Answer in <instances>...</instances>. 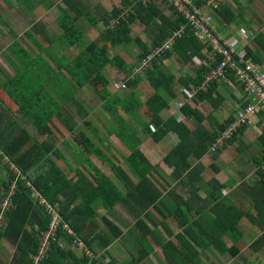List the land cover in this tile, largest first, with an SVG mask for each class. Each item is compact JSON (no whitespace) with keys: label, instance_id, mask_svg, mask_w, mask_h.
I'll list each match as a JSON object with an SVG mask.
<instances>
[{"label":"trees","instance_id":"obj_1","mask_svg":"<svg viewBox=\"0 0 264 264\" xmlns=\"http://www.w3.org/2000/svg\"><path fill=\"white\" fill-rule=\"evenodd\" d=\"M62 1L66 7L60 9V13L55 17L60 29L59 35L44 37V40H48V45L33 41L37 50L35 54L26 51L18 42H13L9 50L20 64L6 55L7 61L13 66L14 74L9 76L1 70L6 75L4 78L6 80L0 82V104L5 108L0 110V166L9 173V179L1 181L3 193L0 201L7 194L11 184H14V187L10 206L3 213L0 239L7 240L14 247L11 263L31 264V257L35 254L41 235L50 222V215L38 202L37 197L32 195V189L48 203L57 204L61 218L53 237L49 239L47 253L40 264L87 262L88 257L74 250L73 239L81 240L90 249L93 253L91 264H96L98 257L95 247L98 245L99 248H106L121 233L114 223L99 213L97 207L109 211L117 204L124 205L137 216L134 226L139 230L140 237L154 238L172 264H208L207 257L206 255L203 257L202 252L210 250L237 256L239 249L236 243L243 237L240 218L249 217L248 211L220 195V189L225 183L209 179L207 184L210 185V190L204 196L199 194L200 186L195 185L204 170L200 159L208 152L219 133L235 117V113L228 115L217 125V129L211 131L203 125L206 116L199 109V103L207 101L213 107H217L223 102L224 97L218 91L219 81H208L205 88H198L189 101H185L179 108V112L185 117L195 118L197 124L194 127L190 128L174 115L162 118L159 114L168 107L169 100L177 97L173 75L163 66V59L175 54L184 63L190 62L195 55L206 60L204 49L210 51L211 47L194 35L184 16L168 3L166 9L172 16L166 14L162 6L163 0L156 4L153 2V6L142 0H119L118 5L100 15L104 27L99 37L81 44L84 34L77 24V15L84 16L93 26L97 25L98 21L83 0ZM193 1L200 4L203 0ZM228 4L224 1L216 10L218 15L227 21L234 17ZM93 5L100 7L98 0ZM69 10L73 11L74 15L69 13ZM111 19L116 21L113 27L110 26ZM135 23L143 26L149 42L132 33ZM180 27H183V32L175 37L171 49L152 58L141 70L144 79L153 89L146 101L154 112L145 122L136 114L127 97L109 91L108 81L102 72L106 66H114L123 72L128 87L136 86L142 78L135 73L131 78L132 71L128 63L119 54L110 53L108 49L135 44L139 47L137 56L141 60L153 46L161 44ZM57 40L67 48L82 46L80 57L78 55L71 60L64 54H55L49 45ZM245 58L257 62L247 47ZM220 59L218 54L214 55V60L210 64L201 63L195 67L193 75H180L179 83L184 86L200 85L210 66L215 65ZM226 80L238 84L231 70H227ZM87 84L94 89L97 84L102 85L96 93L101 99L102 109L116 123L112 131L130 151L127 161L136 176L135 181L125 169L111 162L102 151L104 139L87 119L88 112L76 97L78 90ZM247 102L245 95L241 106L244 107ZM118 108L133 118L142 131L154 140V148L171 169L170 175L183 186H187L186 197L170 188L166 193L172 197L173 203L169 205L163 198L161 191L149 177L150 173L157 172V169L137 148V144L132 143L122 131V125L126 120L119 114ZM15 111L39 135L45 134L51 139H54L53 118L59 119L72 129L73 125L69 118L73 111L98 139L96 143L86 133L79 131L78 142L84 151L109 164L117 183L88 157L83 159L82 165L80 164L82 168L73 167L54 145L53 140L39 139L24 124L21 125L15 117ZM256 115L264 119L263 111ZM246 125L247 123L238 127L225 142L236 139L238 134L241 135ZM169 132L174 135L176 142L166 148L168 141L164 140V137ZM258 138L261 139L263 146L262 154L253 156L256 180L240 192L252 201L255 209L254 217L250 216L249 219L261 232L249 243V247L260 255L259 251L264 253V122ZM49 154L63 162L68 172L65 173L56 161L50 159ZM191 158L197 159L193 165L190 164ZM11 165L15 172H12ZM211 166L217 170L216 166ZM160 205L169 210L168 215L173 214L178 220L181 230L176 234L177 243L171 240L159 241L153 229L140 218L142 213L148 216L149 208L158 211L162 217V226L169 235H172L166 222L167 215L159 209ZM138 207L141 209L137 210ZM96 218L102 222V227ZM149 221L156 225L151 216ZM63 224H66L72 233L68 234L62 227ZM148 254L149 248L141 244L137 256H132L127 264H140ZM231 264H264V261H259L257 256L253 259L242 258L241 262L234 261Z\"/></svg>","mask_w":264,"mask_h":264},{"label":"rangeland","instance_id":"obj_2","mask_svg":"<svg viewBox=\"0 0 264 264\" xmlns=\"http://www.w3.org/2000/svg\"><path fill=\"white\" fill-rule=\"evenodd\" d=\"M16 1L18 0H0V14H3V16L6 17V22L11 23V26L16 23L19 25V27H22L26 24L25 22L29 20V17H25L24 20L14 17V14L17 13V10H19V6L18 8H16V10H14ZM55 1L57 2V5H55L51 10H49V13H39V15L41 16H39L40 20L37 21V23L42 21L46 24V27L44 28L45 34L34 33L32 35V39L38 38L40 40H44V37L48 35H55V37L59 35L60 29L56 24L54 18L60 13V9L65 8L66 5L62 0ZM142 1L146 4H150L151 6L154 5L152 4L153 2L155 4L160 2L159 0ZM95 2L96 0L84 1L86 7L97 19V25L93 26L84 16L79 14L77 15V24L84 34V37L81 40V44L82 42L86 44L88 41L99 37V34L104 27L100 15L104 12L109 11L113 6L119 4V0H98V4L100 5V7L98 8V6L93 5V3ZM163 2L164 3H162V6L165 9V13L172 16L171 12L166 9V1L163 0ZM25 7L26 6L20 7L23 13H25V15L27 16H32V18L35 19L36 16L34 14L29 15V9L33 8V3L27 5V10H23ZM68 12L74 15L73 11L69 10ZM212 12L213 11H211V14L214 20V14L216 13V11L213 13ZM4 25L5 24L0 20V26L2 28H5ZM18 25H16L15 27H18ZM234 25L236 28L238 27V24L236 22H234ZM33 26H35V24ZM132 31L133 34L138 35L144 41L149 42V37L143 31V26H141L140 24L135 23ZM247 34L249 35L246 37ZM237 36L243 39L247 46L249 42L255 38V32L245 26H242L237 29ZM12 38L13 36L9 33L0 36V49H3V51L1 50V52H4L16 63L20 64L18 62V59H16V57L13 55V52L10 51L9 48H6L7 39ZM25 38L26 37L24 35H21L17 36L16 39L24 41V46L29 47L30 44L26 41L27 38L26 40ZM49 48L55 54H64L71 60L74 59L75 56L79 55L80 57L82 53L81 50L83 49L82 46H73L67 48L60 40L54 41V43L49 45ZM31 49L33 50L31 54H34L35 50L32 47ZM108 50L110 51V53L119 54L128 63V66L130 67L129 69H131L132 71V74L130 75L131 78H133L135 74L140 75L142 78V80L140 79L136 86L128 87L126 85V77L123 72L119 71L114 66H106L105 68H103L102 72L108 81L107 87L109 91L111 93H117L121 97H127L129 99V102H131V104L133 105V108L135 109L136 114L140 117V119L145 122L148 121L150 119L151 113L154 112V109L149 107L146 98L153 92V89L144 79L143 71L138 69L135 74L133 72L135 71L133 67L139 65L138 62L140 59L137 56L139 53V47L135 44H129L125 46H118L115 48L109 47ZM1 52L0 66L2 68H0V82L6 80L4 79L6 78V75L3 72H5L9 76L14 74V69L10 67L9 63L4 59L3 53ZM205 57L206 60L195 55L192 60L188 63H184L175 54L163 59V66L167 70H169L173 75L174 89L177 91V97L169 100L170 102L168 107L159 112L162 118H166L169 115H174L178 120L184 122L190 128L194 127L197 124L195 118H188L182 115L179 112V108L175 104L177 101L183 100L182 96L180 95V92L178 91V86L181 85L178 81V77L180 75L185 74L193 75L194 68L198 67L201 63L210 64L212 59L209 58L208 55H206ZM1 70H3V72ZM122 84H125V87L121 86ZM101 88V84H97L95 89L89 84L84 85L82 88H80V90H78L76 97L80 101L84 109L88 112L87 119L92 123V125L97 128L99 135L102 136L104 139V143L102 144L103 153L110 159L111 162L121 166L123 169L126 170L129 175L132 176V179L136 180L135 174L127 161V157L130 154V151L112 131L113 127H116V123L107 115V113L101 107V99L96 93V90H100ZM218 91L222 94L224 100L217 107H213L207 101L199 103V109L206 116L203 121V125L206 126L207 129L210 131L217 129V125L223 122V120L226 119L228 115H231L235 113L239 108H242L241 102L245 97L244 88L239 83L237 84L227 80L219 81ZM4 109L5 108L0 104V110ZM118 112L126 120L125 123L122 125V131L125 133V135L129 137L132 143L137 144V148L143 153V155H145L148 161L155 166L156 169L161 170L164 173L167 172L166 175L168 176V180H170L171 182L174 181L172 182V184H176L177 188L181 187V184L179 182L176 183L175 179H173L170 173H168L169 166L166 165V162L163 160L162 155L159 154L160 157L158 156L156 149H154V140L148 135H146L142 131L141 127L133 120V118L129 117L127 113H125L122 109L118 108ZM15 117L16 119H18V122L21 125L24 124V126H26V128L36 137H39V139L42 138L49 139L51 141L53 140L54 145L60 149L64 157L70 162L73 167L82 168L81 163H83V159L88 157L94 165H96L110 179L114 180L117 183L116 177L113 174L109 164L106 163L103 159L96 158L93 154L84 151L82 145L78 142L79 131H83L84 133H86L96 143L98 142V139L93 134L92 130L89 129L83 123L82 119L73 111L71 112V116L69 118L70 123L73 125L72 129H69L65 125V123H63L59 119L53 118L52 128L54 132V139L47 137V135L45 134L39 135V133H37L35 129L29 123H27L17 111H15ZM249 118L251 121L255 120L252 121L253 124L255 122H258L260 124V130H262V123L264 122L263 118H260L258 115H250ZM21 119H23L24 121ZM248 129L251 130V132L248 131L245 136H240L238 134L236 139L223 143V145L218 150H216L215 153L207 152L205 153L204 158L202 157V159H200L201 162L205 164L204 170L201 172V175L203 177L202 181L204 182L203 184L201 183L199 193H202L204 195L206 194V188H210V185L207 184V179H209L211 176H214L215 172H217V170H214L212 166H210V163H212L218 167V170H222L226 173L227 182L232 181L234 183H237V194L233 196V203L242 206L243 210L248 211L249 215L254 217L255 209L252 206V201H250L249 198L245 197L240 191L241 189L246 188L247 185L254 183L256 180V174L254 172L256 164L253 161V156L260 155L261 147L263 146V144H261V139L258 138L261 132L259 133L258 130L254 128ZM168 134L172 135L171 132H169ZM169 138H171L172 140V136L168 137V143L165 142L166 148H168V145L170 146ZM48 156L50 159L56 161L60 168L65 171V173L68 172L67 166H65V164L61 162L57 157H55L53 154H49ZM80 159H82L81 162ZM196 161L197 159L191 158L190 164L193 165L196 163ZM11 168L13 169L12 172L16 171L12 165ZM69 174L70 173H68V175ZM156 174L157 173L152 172L149 175V177H151L150 179L155 184L158 180H161ZM8 179L9 173L4 168H2V166H0V197L3 193L1 181H6ZM166 190L167 188L164 187V190L161 191V193L163 195V198L168 202L169 205H171V203H173L172 197L166 193ZM182 193V195L186 197V190H184ZM161 208L163 209V212L167 215L166 222L173 233L171 236H168L166 234L167 231H165L160 221L162 217L154 209H150L148 214L156 222V225H153L148 218H146V220L150 225L155 226L154 232H156V238L159 237L162 240H160L161 242L171 240L174 243H177L178 238L176 237V234L181 230L179 227L178 220L173 214L168 215L169 210L166 209V207L162 206ZM104 214L112 223H114L121 230L120 235L116 238L115 241H113L115 251L116 253H118V255H115L114 260L117 261L118 259H121L124 262L130 259V257L132 256H137V252L135 251V248L132 249V246L140 240L142 242L141 244H143L144 246L149 244V247L151 246L154 249V251H152V259L148 257L150 260H148V258L144 259L142 264H172V262H170V259L167 258L165 253L163 252L162 247H158L156 245L154 239L148 236L144 238L140 237L141 234L139 230L134 226V222L137 217L131 211H129L127 207L122 204H117L111 210L106 211ZM249 217L242 216L240 218L243 237L239 239L236 243L239 249V254L234 257L228 253L219 254L215 250L203 251L202 256H207L206 260L208 264H231L234 261L241 262L242 258L253 259L257 258V256L259 261H264V253L262 251H259L260 255H258L253 251L252 248L249 247V243L253 239H255V237L258 236L261 232L259 228L253 224ZM96 220L98 221L99 226L102 227V222H100L97 218ZM131 226L133 228L132 232L130 231ZM224 240L228 244H230V241L226 237H224ZM98 249L99 246L97 245L95 247V250L98 251ZM13 250L14 247L11 243H9L5 239H0V264H13L11 263ZM162 258H164V260H162ZM101 259L103 263L102 261H97L96 264H109L111 258L104 256V258L101 257ZM111 264H115V262H113L112 260Z\"/></svg>","mask_w":264,"mask_h":264},{"label":"built area","instance_id":"obj_3","mask_svg":"<svg viewBox=\"0 0 264 264\" xmlns=\"http://www.w3.org/2000/svg\"><path fill=\"white\" fill-rule=\"evenodd\" d=\"M165 1L184 16L186 23L191 26L194 35L200 41L205 42L211 47L210 51L204 49V54L212 59L211 62L214 60V55L218 54L221 57L220 61L210 66L200 85L190 84L189 86H178V91L183 100L175 103L177 107L180 108L185 101H189L198 88H205L208 81L226 80L227 70H231L234 79L244 88L245 95L248 99L247 104L235 112L234 119L211 143L208 152L212 153L218 150L238 127L242 124L249 123L250 115H256L259 111L264 112V68L260 63L245 58L246 43L243 39L238 36L222 37L215 31L211 11L215 12L222 2L229 0H203L200 4H196L193 0ZM115 22V20L111 19L110 26L113 27ZM182 32L183 27H180L165 38L161 44L153 46L147 55L140 60L139 65L134 67L135 71L133 72L136 73L138 69L143 70L152 58L161 55L166 50H170L175 37L179 36ZM248 35L249 34H247L246 37ZM121 86L125 87V84ZM13 187L14 184H11L7 194L0 201V227L3 213L10 206ZM32 195L37 197L38 202L44 206L47 213L50 215L48 227L42 233L37 250L31 257V264H40L41 259H43L47 253L49 239L53 237L60 224L61 218L58 213L57 204L52 205L48 203L43 197H40L34 189H32ZM62 227L66 229L68 234L72 233V230L66 224H63ZM72 244L76 252L89 258L84 264H91L90 260L93 258V253L90 249L79 239H73Z\"/></svg>","mask_w":264,"mask_h":264},{"label":"crops","instance_id":"obj_4","mask_svg":"<svg viewBox=\"0 0 264 264\" xmlns=\"http://www.w3.org/2000/svg\"><path fill=\"white\" fill-rule=\"evenodd\" d=\"M30 1L29 0H18V1L15 2L14 10H16V8H18V6H19V10H17V13L14 14V17H17V18H19L21 20H24L25 17H29V20L25 22L26 23L25 25L22 24L23 25L22 27L21 26L19 27V25L16 24V23H14L13 26H11V23L6 22V17H4L3 14H0V20L5 24L4 25L5 28H2L0 26V36L5 35L6 33H9L10 35L13 36L12 39H7L6 48L10 49V45L13 44V42H18L29 53H32V51H33L31 49V47L35 50V53H36L37 50L35 49L36 47L34 46L33 41L38 42V43L43 44V45H48V40H40L38 38L32 39V35L34 33L45 34L44 33V28L46 27V24L44 22H42V21L37 23V21L40 20L39 16H41V15H39V13H42V12H44L43 14L49 13V10H51L55 5H57V2L55 0H30ZM225 2L229 3L228 5L231 7V10H232V12L234 14V17L231 20L227 21L223 17L219 16L218 13L216 12L214 14L215 31L219 35H221L222 37L223 36L224 37L237 36V29L242 27V26H245L248 29H251L252 31H254L255 32V38L252 39L246 47H247V50L249 49L252 52V54L254 55V57L257 60V62L260 63L262 65V67L264 68V0H229V1H225ZM30 3H33V8L29 9L30 10L29 11V15L34 14L36 16L35 19H33L32 16L25 15V13H23V11L20 8V7L26 6L23 10H27V5H29ZM215 21H216V23H215ZM234 22H236L238 24L237 28L235 27ZM34 24H35V26H33ZM16 25H18V27H15ZM21 35H24L27 38V40H26V38H25V40L30 44L29 47L24 46V44H23L24 41H20V40L16 39L17 36H21ZM1 50L3 51V49H0V52H1ZM1 53H3V57L7 61V59H6V55L7 54H5L4 52H1ZM8 58H10V57H8ZM9 65H10L11 68H13L12 64L9 63ZM0 68H2V67L0 66ZM250 121L246 125L245 130L242 132V134L240 136H245V134H247L248 131L251 132V130H249L248 128H250V129L254 128V129H257L259 133L261 132V130L259 128L260 124L258 122H255L253 124L252 121H255V120H252L251 122ZM170 136H172V140H171V138H169L170 144H174L176 142V140L173 137L174 136L173 134L172 135L166 134L165 137H164V140L165 139L168 140V137H170ZM261 154L262 153H260V155ZM158 156L160 157L159 153H158ZM203 158H204V156H203ZM166 165H168V164L166 163ZM211 165H214V164L210 163V166ZM168 169H169L168 173H170V171H171L170 167ZM216 169H217V172H215L214 176H211L209 179L213 178V179L217 180L219 183H225V186L222 189H220V195L222 197L228 198V200L229 199L233 200V196L235 194H237V192H236L237 183H234L232 181L227 182L226 173L224 171H222V170H218L217 166H216ZM155 173H157L156 175L161 179V180L157 181V183H156L157 185L154 183L158 187V189L160 191H163L164 187H166L167 188L166 192L170 188L174 189L176 192H179L180 194H183L182 192L184 190H186V192H187V186H183L180 183L181 187L177 188L176 184H172V182H174V181L171 182L170 180H168V176L166 175L167 172L164 173L161 170L157 169V172H155ZM130 177L132 178L131 175H130ZM209 179H207V181ZM202 180H203V177L200 174V180L195 182V185L201 187V183L203 184V182H204ZM175 182L177 183L179 181L175 179ZM206 190H207L206 192H209L210 188L207 187ZM199 194L201 196L202 195L204 196V194H202V193H199ZM161 207L162 206H160L159 209H161V211H163V209ZM140 209L141 208L138 207L137 210H140ZM150 209H152V208H149L148 212H149ZM97 210L99 211L100 214H104L106 212V210L103 209L102 207H97ZM156 212H158V211H156ZM140 218L143 219L144 222L147 225H149L153 229V232H154L155 226L150 225L147 222V220H146V218L149 219V214H148V216H146V215H144L142 213V214H140ZM153 225H155V224H153ZM130 231L131 232L133 231L132 226L130 227ZM155 233L156 232H154V234ZM166 234L168 236H171L168 233H166ZM148 237H150V236H148ZM148 237H147V241H148ZM152 239H154V238H152ZM115 240L116 239H114L113 241H115ZM158 240L160 241L161 239L159 238ZM113 241L106 248H99L98 249V251L100 250L99 251V255H98V251H96L97 252L96 256L98 257L97 260L98 261H102L101 257L104 258V256H106V257L111 258L109 264H111L112 260H113V262H115V264H127L129 262V260L131 259V257H130V259H128V260H126L124 262L121 259H118L117 261L114 260L115 259V255L116 254L118 255V253H116V251H115V248L113 246L114 245ZM139 242H141V241L139 240L136 244H133V246H132V249L135 248L136 252L138 251V248H139ZM156 245L158 247H160V245H158L157 243H156ZM146 246L149 248V254L144 259H147L148 257H150L152 259V257H153L152 256V251H154V249L151 246L149 247V244H147ZM111 255H113V256H111ZM119 255H120V253H119ZM143 260L141 261L140 264L143 263ZM148 260H150V259L148 258ZM162 260H164V258H162ZM102 263H103V261H102Z\"/></svg>","mask_w":264,"mask_h":264}]
</instances>
